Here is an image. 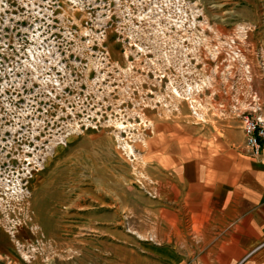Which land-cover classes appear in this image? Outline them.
<instances>
[{
    "label": "rangeland",
    "instance_id": "374dc122",
    "mask_svg": "<svg viewBox=\"0 0 264 264\" xmlns=\"http://www.w3.org/2000/svg\"><path fill=\"white\" fill-rule=\"evenodd\" d=\"M247 113L264 0H0V264H139L156 157Z\"/></svg>",
    "mask_w": 264,
    "mask_h": 264
},
{
    "label": "crops",
    "instance_id": "0c3cea01",
    "mask_svg": "<svg viewBox=\"0 0 264 264\" xmlns=\"http://www.w3.org/2000/svg\"><path fill=\"white\" fill-rule=\"evenodd\" d=\"M232 119H216L203 155L172 143L156 157L155 225L139 233V264H264V168Z\"/></svg>",
    "mask_w": 264,
    "mask_h": 264
},
{
    "label": "built area",
    "instance_id": "2783aa9c",
    "mask_svg": "<svg viewBox=\"0 0 264 264\" xmlns=\"http://www.w3.org/2000/svg\"><path fill=\"white\" fill-rule=\"evenodd\" d=\"M244 146L252 157L260 158L264 168V115L247 113L241 118Z\"/></svg>",
    "mask_w": 264,
    "mask_h": 264
}]
</instances>
